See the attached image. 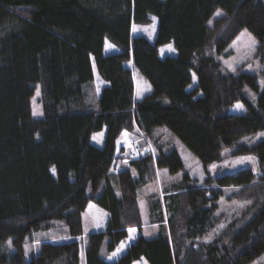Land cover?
Masks as SVG:
<instances>
[{
    "label": "trees",
    "instance_id": "16d2710c",
    "mask_svg": "<svg viewBox=\"0 0 264 264\" xmlns=\"http://www.w3.org/2000/svg\"><path fill=\"white\" fill-rule=\"evenodd\" d=\"M218 9L222 16L209 25ZM151 17L154 41L132 37V27ZM242 30L258 40L264 62V0H0V264H80L89 203L108 219L104 231L88 237L85 264H250L262 255L264 139L240 140L264 131V86L256 75L226 72L219 63ZM106 42L114 52L105 54ZM169 44L173 55L160 56ZM133 71L150 88L141 99ZM37 88L39 119L31 108ZM236 103L247 111L231 114ZM135 128L169 131L204 169L224 150L254 156L260 175L242 172L231 181L251 207L225 235L206 241L218 223L219 187L230 184L224 176L205 190L185 176L162 198L146 199L159 231L131 242L128 229L141 227L140 190L157 169H183L176 151L159 148L115 172L116 141ZM103 129L99 148L90 141ZM56 221L61 231L53 237L61 242L49 233ZM38 234L39 251L25 262V241Z\"/></svg>",
    "mask_w": 264,
    "mask_h": 264
},
{
    "label": "rangeland",
    "instance_id": "374dc122",
    "mask_svg": "<svg viewBox=\"0 0 264 264\" xmlns=\"http://www.w3.org/2000/svg\"><path fill=\"white\" fill-rule=\"evenodd\" d=\"M222 14L223 12L220 9L216 10L213 18L209 21V25H211L214 18L220 17ZM155 31L156 19L151 17V21L148 25L132 27V37L142 36L152 43L155 38ZM114 51L115 49L106 42L105 54H109ZM159 53L160 56L163 57L166 55H173L174 50L172 45L169 44L160 47ZM261 59L260 44L258 40L247 30H242L238 33L219 55V63L224 71L234 74L240 72L254 74L257 76V83L259 87L263 88L264 62ZM133 81L135 86V97L137 99H141L150 92V88L144 81L143 77L135 73V71H133ZM100 86L101 82L96 80L93 86V94L91 95L96 96L97 91H94V89L96 87L99 88ZM246 92L248 93L250 99L254 100L256 98V95L250 91L246 90ZM31 108L32 116L34 118L39 119L42 117L39 88L36 89L35 96L31 100ZM247 109V106H244L242 103H236L229 110V112L231 114H241L245 113ZM104 136L105 129L91 137V144L101 148ZM262 139H264V131L245 137L241 139L240 142L244 145H252ZM116 142V146L118 148L117 155H119L118 157H120V159H118L117 169L115 172L126 169L128 167L127 161L129 158L135 156L137 157L139 154L149 149H153V151L156 150L155 154L158 153L159 148L174 150L180 157L183 164V169L175 174H170L168 170L164 168L157 169L154 181L140 190L138 211L141 215V227L128 229L131 237L130 241H133L138 234H142L146 238L156 235L158 232L157 225L152 224L150 219L147 220L145 216L147 212L146 199L152 198L155 201L162 198L165 191L168 192L169 188H173V186L182 183L185 176L189 179V185L200 187L205 190L209 189V186H213L211 182L214 183L216 179L224 176L227 178L225 180H227L230 184V186L219 187L221 195L215 202V215L218 219V223L216 227L208 233L205 238L206 241H211L215 237L225 235L228 232L230 224L237 219H241L244 212L250 208L253 203L252 201H248L246 199H239V187L232 186L231 181L234 178L233 176L242 172L250 173V175L255 176V178L260 175L258 162L254 156H235L233 150H224L219 163L212 164L208 166L207 169H204L198 159L175 136L165 129H160L150 135H145L139 129L135 128L132 132L123 133ZM256 182V180L252 181V183ZM102 213L105 212L98 206L89 204V207L82 215L84 236L79 239L81 245L80 264H85L84 247L86 246L88 237L91 233H94V230H103L106 228V218H104ZM61 223L62 222L57 221L54 222L52 226L53 228L49 232L54 242H61V240L64 241V238H60V236L53 237V235H58L60 233ZM39 235L40 234L37 235L38 237H36V235L33 236V239L27 237L23 247L25 262L30 260L32 254H36L39 251L40 242L37 241ZM121 248L123 250V247ZM7 253L9 255L14 253V249L9 243H7ZM110 259H115V256H111ZM250 264H264V253Z\"/></svg>",
    "mask_w": 264,
    "mask_h": 264
},
{
    "label": "crops",
    "instance_id": "0c3cea01",
    "mask_svg": "<svg viewBox=\"0 0 264 264\" xmlns=\"http://www.w3.org/2000/svg\"><path fill=\"white\" fill-rule=\"evenodd\" d=\"M163 193V192H162ZM89 204H93V203H89ZM89 204H88V206H87V208L89 207ZM96 206V205H95ZM86 208V209H87ZM86 211V210H85ZM105 212V211H104ZM103 214V216H104V218H106V222H107V219H108V214L105 212V213H102ZM146 218H147V220H149V214H148V212H146ZM105 227H106V224H105ZM105 229V228H104ZM103 229V230H104ZM157 229H158V231H159V226H157ZM103 230H94L93 232H100V231H103ZM157 234V233H156ZM137 238V237H136ZM136 238H134V240L136 239ZM133 240V241H134ZM133 241H131V242H133ZM114 260V259H113ZM133 264H147L143 259H141V260H139V261H137V262H134Z\"/></svg>",
    "mask_w": 264,
    "mask_h": 264
}]
</instances>
